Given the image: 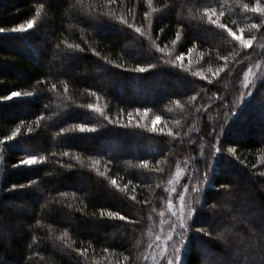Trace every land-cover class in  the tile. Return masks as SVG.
Segmentation results:
<instances>
[{
    "label": "trees",
    "instance_id": "16d2710c",
    "mask_svg": "<svg viewBox=\"0 0 264 264\" xmlns=\"http://www.w3.org/2000/svg\"><path fill=\"white\" fill-rule=\"evenodd\" d=\"M43 2L0 0V27L26 26ZM255 2L152 0L157 9L153 13L148 0H117L111 6H105V0H84L83 4L50 0L34 29L0 33V97L22 93L0 99V140L20 129L14 140L0 144V264H128L124 256L135 264H152L151 257H159V249L154 252L147 245L160 234L161 218L150 213L151 207L159 211L163 206L166 211L165 189L175 188L191 201L197 194L190 189L203 181L205 171L208 179L199 184L200 204L195 207L200 211L189 221L193 231L182 250L183 261L203 264V259H230L224 244L208 237L200 240L194 229L204 227L215 234L231 228L228 247L234 250L241 237L247 239L252 219V213L245 212L247 194L264 204V26L249 30L258 14L242 8L243 3ZM219 4L225 11L221 22L238 35V29L245 28V38L258 37L252 48L241 49L239 42L197 11L207 6L219 11ZM97 5L96 12H89ZM110 10L113 16L107 15ZM145 12L150 13L147 18ZM116 17L142 26L146 35ZM178 29L181 39L173 46ZM62 40L79 43L84 51L68 49ZM153 40L161 48L167 46L170 55L157 51ZM189 48H193L190 55ZM181 53L182 62L165 63ZM221 56L227 57V66L213 79L207 69L224 66ZM257 63L262 72L247 88L240 85L244 70ZM137 65L154 67L140 73L133 70ZM197 71L212 83L192 74ZM160 85L170 89L162 98L153 96ZM26 92L32 95H23ZM192 96L197 99L192 101ZM176 100L183 109L173 103ZM89 104L103 109L104 115L89 109ZM201 105L205 107L197 112ZM156 116L161 117L156 127L164 132L149 131ZM38 117L43 119L37 125ZM78 125L95 131L81 132ZM169 129L179 133L176 139L166 134ZM120 140L141 149L109 153L106 145ZM214 145L221 148L215 155ZM228 148L234 153H228ZM32 155L44 160L31 166L20 164ZM143 160L148 168L139 166ZM157 167L163 171L152 170ZM97 169L106 175L100 176ZM177 170L181 171L178 177ZM112 179L119 187L111 184ZM14 184L25 187L13 189ZM221 184L232 188L218 193ZM124 185H128L126 191L121 190ZM146 200L151 203H143ZM101 210L119 212L139 223L102 218ZM150 214L155 222L148 219ZM65 231L68 236L57 239ZM205 241L212 250L206 258ZM75 249H87V258ZM144 255L149 259L144 260Z\"/></svg>",
    "mask_w": 264,
    "mask_h": 264
},
{
    "label": "snow or ice",
    "instance_id": "6c2138e0",
    "mask_svg": "<svg viewBox=\"0 0 264 264\" xmlns=\"http://www.w3.org/2000/svg\"><path fill=\"white\" fill-rule=\"evenodd\" d=\"M49 2L50 0H44L43 3H40L36 7L33 18L27 21L26 26L19 25L16 27H12L10 29H5L3 27H0V33H3L5 31L28 32L29 30L34 29L36 26V19L41 15V10L45 8ZM76 3L83 4L84 0H76ZM237 3L239 4V0H237ZM115 4H117V0H105V6H111ZM148 4L151 7L152 12L155 13L157 9L152 6V0H148ZM98 7L99 5H97V7H90L89 12H96L98 10ZM242 8L245 13L251 12L253 14H258L255 18L256 22H252L248 27H249V30L255 29L259 31L261 27L264 26V4H261L260 0H256V2L251 5L249 3H243ZM197 11L200 13L201 17L207 18V22L209 24L215 25L217 28L222 29L223 31L227 32L228 36H230L233 41L239 42L241 49L252 48L253 42L256 41L258 38L256 35H249L247 38H245L244 36L245 28H239L238 31L240 34L238 35L237 31H233V28L221 22V17H224L225 15L223 4H219V11L217 10L216 7H211V6L204 7L202 11L200 9H197ZM100 14L104 15L105 13L101 12ZM107 15L113 16V12L110 10L107 13ZM144 15H145V18H147L150 15V13L145 12ZM116 19H118L121 24H127V27L134 28V31L136 33H139L141 36L146 35V30L142 26L137 27L133 24H130L127 22L126 19H124V17H116ZM150 31H151V22H149V27L147 30L149 35H150ZM161 31H163V29H161ZM180 39H181V31L178 29L176 32V38L171 41L172 45L175 46ZM60 43L65 44L68 49H72L74 51H80V52L84 51V49L81 47L79 43H67L64 40H62ZM153 44L156 47L157 51L164 53L165 56L170 55V53L166 51L167 46H165V48H161L158 44L155 43L154 40H153ZM57 47L59 48L60 45L58 44ZM192 52H193V48H189L188 54L190 55ZM183 57H184V54L181 53L180 55H177L174 60H165V63H172L175 65L177 61L182 62ZM220 59L225 61L224 66L218 67L215 71H213L212 68L207 69L208 73L211 74V77L213 79L218 77L220 73L224 72L225 67L227 66V63H228L227 57L221 56ZM181 66H182V63H181ZM151 67H154V65L148 66V68H151ZM256 67H259L258 63ZM148 68L137 65V67L133 70L136 72L143 73L147 71ZM192 74L194 76H199L201 80H208L209 84L212 83V80L208 79V76L204 75L202 71L193 72ZM250 75H254V73H252L251 68H249L248 72L245 73V77H244L245 88H247L250 84L253 83V81L248 79ZM40 83H42V81ZM64 88H65V91H67L66 84L64 85ZM52 90H56L55 84L52 85ZM248 94L251 95L252 93H248ZM21 95L22 93L13 91L11 92L9 96L0 97V99H12L13 97H19ZM23 95L30 96L32 95V93L26 92V93H23ZM93 95H95V93H93ZM196 99H197L196 96L191 97L192 101H195ZM173 103H175L176 106L181 109L184 108V105H182L178 100L173 101ZM87 107L89 109H92L100 113L101 115H104V110L97 106L89 104ZM202 107H205V106L201 105L197 107L196 111L199 112ZM135 111L139 113L140 109H136ZM148 111H149L148 109L144 110L145 115H147ZM168 111H172V109H168ZM128 115H129V121H131L132 114L129 113ZM104 118L108 119L106 115L104 116ZM41 119H43V117L37 118V125L39 124V121ZM160 120H161V117L156 116L152 122L153 126L149 129V131L164 132L163 128L157 129L156 127L157 121H160ZM137 126L139 125L137 124ZM76 127H78L79 131L81 132L95 131V129L88 128L87 126H84V125H78ZM19 132H20L19 128L15 129L10 136H6L4 137L3 140H0V144H3L7 141L14 140L15 137L19 134ZM28 132H32L31 127H29ZM166 134L168 136L173 137V139H176V137L179 135V133H174L171 129H169ZM213 147H214V153H213L214 155L216 153L221 152L220 147H216L215 145ZM227 151L230 154L234 153V149L232 148H228ZM64 155H68V153H64ZM43 160H44V157H37V156L32 155V156H29L27 159L21 160L20 164L31 166V165L41 163ZM94 163L99 164V161H95ZM156 163L159 164L160 162L157 161ZM139 166L142 168H148L149 166L148 161L147 160L141 161ZM69 167L71 166L69 165ZM152 170L157 171V172L163 171V169L159 167H157L156 169H152ZM97 172L100 176L106 175L105 172H100L98 169H97ZM175 175L177 177L180 176L181 171L177 170ZM207 179H208V173L207 171H205L203 174V181H198V185L193 186L190 189L192 193L197 194L196 197H194L191 201H188L185 195L182 192H177L175 188H172L170 190L165 189V192L168 193V197L165 202L166 211L163 210V206H161V210L159 211H158L157 206L154 205L151 207L150 213H156L161 218L158 222V226L160 227V234H156L155 240L152 243H149L147 245V247L149 249H153L154 252L157 249H159L160 259L157 260L156 256L153 255L151 257L153 264H184L183 257H182V250L185 249L186 247V240L190 238L188 234L193 231L192 225L189 223V221L192 220L194 213H197L200 211V209L195 207L196 205L200 204L199 194L201 193L202 189L199 186V184H202L204 181H207ZM173 182H174L173 180H168L167 183L171 185L173 184ZM29 183L33 184L35 183V181H30ZM129 183H131V181ZM111 184L113 186L119 187L115 179L111 180ZM17 187L24 188L25 185H19V186L15 184L12 185L13 189ZM157 187H160V185H157ZM127 188H128V185H124L123 189L121 190L126 191ZM231 188H232V185L230 184H221L219 188L217 189V192L219 193L221 190H223L224 192L227 193L230 191ZM172 193H176L175 200L172 197ZM66 195H67L66 193H60V196L62 197ZM132 199L135 200L136 198L133 196ZM161 199L163 200L164 197H161ZM246 200H247V205L245 208V212H251L252 219L249 221V228L246 230V233H245L247 239H245V237H241L239 243L235 245L234 250L228 247L230 245V235L229 234L232 232L231 228L225 227L222 231L216 232L215 234L210 229H206L204 227H198L194 229L195 233L199 234L198 239L203 240L204 237H208L212 241L221 242L222 244L226 246L225 251L230 253V259H227L224 261H220V260L210 261L209 259H203V264H264V204H261L260 202L256 201L252 193L247 194ZM143 203L150 204L151 202L146 200ZM177 204H178V208H177ZM213 207H215V205H213ZM166 213L168 214V218L164 219V217L166 216ZM100 216L102 218L106 216L109 219H119L121 221H127L129 224H132V225L139 223V221L130 220L128 217L120 214L119 212L101 210ZM148 219L153 220L155 222L154 217L151 214L148 216ZM39 223L40 221L37 220V224ZM67 236H68V233L65 231L61 234L60 237H57V239H63L64 237H67ZM33 239L35 240L36 238L34 237ZM67 246L71 247V244H68ZM169 247H171V252H169ZM75 251H77L81 256H85V259L87 258L85 255L87 252V249H75ZM103 251L105 253H108L109 249L104 248ZM202 253H203V257L205 258L210 257L212 255V250L208 246L207 241L204 242V245L202 247ZM143 259L148 260L149 256L144 255ZM123 260L127 261L128 264H135V261L132 260L129 256H124Z\"/></svg>",
    "mask_w": 264,
    "mask_h": 264
},
{
    "label": "rangeland",
    "instance_id": "374dc122",
    "mask_svg": "<svg viewBox=\"0 0 264 264\" xmlns=\"http://www.w3.org/2000/svg\"><path fill=\"white\" fill-rule=\"evenodd\" d=\"M107 30V32H115L116 30H113V29H106ZM256 65L257 64H253V65H249V67H247L245 70H244V72H243V75H242V77H241V79H240V85H243L244 86V83H245V81H244V77H245V73H247L248 72V69L249 68H251V70H252V73H254V75H250L249 77H248V79L249 80H251V81H254L255 80V78H256V76L259 74V73H261L262 71L259 69V67L261 68V66L259 65V67H256ZM59 70H61V71H64V72H67L66 71V69L65 68H59ZM173 82V83H172ZM171 83L173 84V85H176L175 83H174V81H172ZM110 88H115V85H110L109 86ZM155 90L153 91V96H155V97H160V98H162L165 94H166V92H167V90H170V89H167L166 90V85H160V86H156L155 88H154ZM135 98H138V99H142L143 97L142 96H139V95H136V96H134ZM108 145H109V148H108ZM108 145H106L107 147H105L106 149H109L108 150V152L109 153H111V154H120V153H124V152H136V151H138V150H140L141 149V147H137V148H135V146L133 145V144H131V143H127V142H123V141H117V142H115V143H109ZM101 147L102 146H100V149H101ZM185 195V197H187L186 196V194H184ZM173 197H176L175 195L173 196ZM189 198V197H188ZM177 208H178V204H177ZM159 253V252H158ZM157 258V260H159L160 258L159 257H156ZM153 264V263H152Z\"/></svg>",
    "mask_w": 264,
    "mask_h": 264
}]
</instances>
